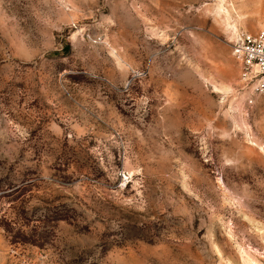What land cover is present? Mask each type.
I'll list each match as a JSON object with an SVG mask.
<instances>
[{
	"label": "rangeland",
	"instance_id": "rangeland-1",
	"mask_svg": "<svg viewBox=\"0 0 264 264\" xmlns=\"http://www.w3.org/2000/svg\"><path fill=\"white\" fill-rule=\"evenodd\" d=\"M260 31L264 0H0V264H264Z\"/></svg>",
	"mask_w": 264,
	"mask_h": 264
},
{
	"label": "built area",
	"instance_id": "built-area-1",
	"mask_svg": "<svg viewBox=\"0 0 264 264\" xmlns=\"http://www.w3.org/2000/svg\"><path fill=\"white\" fill-rule=\"evenodd\" d=\"M233 56L241 66V80L253 94L264 95V31L241 33L233 44Z\"/></svg>",
	"mask_w": 264,
	"mask_h": 264
},
{
	"label": "bare ground",
	"instance_id": "bare-ground-1",
	"mask_svg": "<svg viewBox=\"0 0 264 264\" xmlns=\"http://www.w3.org/2000/svg\"><path fill=\"white\" fill-rule=\"evenodd\" d=\"M224 2V0H222Z\"/></svg>",
	"mask_w": 264,
	"mask_h": 264
}]
</instances>
